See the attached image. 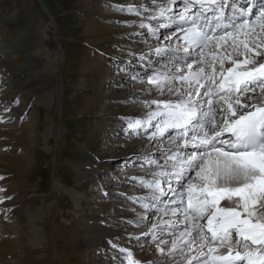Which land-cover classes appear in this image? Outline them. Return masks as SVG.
Instances as JSON below:
<instances>
[{
  "label": "rangeland",
  "instance_id": "rangeland-1",
  "mask_svg": "<svg viewBox=\"0 0 264 264\" xmlns=\"http://www.w3.org/2000/svg\"><path fill=\"white\" fill-rule=\"evenodd\" d=\"M104 3L108 8L98 0L87 5V12L98 16L87 26L93 41L85 46L75 36L88 32L67 21L71 6L68 12L54 1L52 15L45 0H0V264H127L121 249L140 264H186L179 250L167 255L172 239L161 254L159 241L144 235L159 214L151 205L159 202L140 181L158 179L153 173L163 168L148 161L164 165L166 157L154 153L157 142L145 151L139 143L154 127L146 133L128 127L146 119V101L159 98L148 83L149 71L157 72L156 66L171 76L183 67L171 51L156 49L183 45L169 38L176 28L159 25L184 4ZM161 6L171 11L157 16ZM216 119L219 123L222 115ZM58 126L63 129L56 137ZM60 141L66 147L58 151ZM55 158L60 172L53 176L49 165ZM145 203L150 206L144 208ZM157 235L171 238L166 232Z\"/></svg>",
  "mask_w": 264,
  "mask_h": 264
},
{
  "label": "snow or ice",
  "instance_id": "snow-or-ice-1",
  "mask_svg": "<svg viewBox=\"0 0 264 264\" xmlns=\"http://www.w3.org/2000/svg\"><path fill=\"white\" fill-rule=\"evenodd\" d=\"M182 3L178 17L169 19L183 33L184 44L156 52H183L176 60L183 67L177 66L171 76L153 74L148 83L162 98L146 101V119L128 125L145 132L154 127L150 138L169 129L177 133L169 137L176 150L164 152L165 165L148 161L170 170L153 173L158 179L140 181L163 204L157 212L171 217L153 223L149 231L161 254L169 241L157 231L175 237L167 255L179 250L186 264H264V59H258L264 57V0H250L251 7L234 10L231 18L225 15L224 0ZM168 11L170 7L161 6L157 16ZM174 80L180 87L172 86ZM225 133L230 134L227 140ZM189 147L192 151H181ZM121 252L127 264H140L128 249Z\"/></svg>",
  "mask_w": 264,
  "mask_h": 264
},
{
  "label": "trees",
  "instance_id": "trees-1",
  "mask_svg": "<svg viewBox=\"0 0 264 264\" xmlns=\"http://www.w3.org/2000/svg\"><path fill=\"white\" fill-rule=\"evenodd\" d=\"M54 1H58L59 5L64 10H66L68 12L70 10L69 9L70 6L73 8L70 11V14H69V16H70V17H68L69 20H67V19L66 20L69 21V24H71L73 22L76 23V24H78L77 28L79 29V31H82L83 28H84L83 29L84 31H87V29H89V28H87V26L89 24H92V26L95 25V21H94V19L92 17H96L98 15H91L86 10L88 3H90L93 0H45L46 5L49 8V10H50V12H51L52 15H54L53 14L54 13L53 12L54 11ZM105 1H112V0H98V4L101 5V6H103V7H106L107 8V6L104 3ZM60 26L62 28H64V23L63 24H60ZM75 37L76 38H79L80 41H81V43L82 44H85V46L88 45L90 42L93 41V38L89 34V32L87 34L83 33V36L76 35ZM82 48H84V46H82ZM95 56H96V58H100V56H99L98 53H96ZM77 76H79V75H75V80L77 79ZM78 100H80V98H78ZM81 123H82V126H84L82 121H81ZM102 128L103 127L100 126L101 131H102ZM99 135H98V138L101 137V135L100 136ZM60 142H59V149H58V151H60L62 149L64 150L65 147H66L64 142H62V141H60ZM95 150H93V151H95ZM49 166H50V173L51 174L53 173V176H55L57 174L59 175L58 172H60L59 171L60 165L57 163V159H56V165L55 166L53 164H50Z\"/></svg>",
  "mask_w": 264,
  "mask_h": 264
},
{
  "label": "bare ground",
  "instance_id": "bare-ground-1",
  "mask_svg": "<svg viewBox=\"0 0 264 264\" xmlns=\"http://www.w3.org/2000/svg\"><path fill=\"white\" fill-rule=\"evenodd\" d=\"M162 3H164L163 1H162ZM184 7L185 6H176L175 8V10H177V11H174V16L175 17H178V15H179V13L181 12V10H183L184 9ZM194 10H196V8H194L192 11H194ZM160 22H163V23H165V24H168V21H166L165 19H163V20H160ZM156 23H158L157 21H156ZM186 27V26H185ZM166 28V27H165ZM26 30H28V29H26ZM182 32H180V33H177L176 34V36H174L171 40H177V38H178V40L180 41H182L183 42V40L181 39V37H182ZM179 35H181V36H179ZM169 38H171V37H169ZM27 40V39H26ZM26 40L24 41V42H22L21 43V47L23 46L24 47V45L26 44ZM157 39H153V40H151L150 42L151 43H157V41H156ZM184 43V42H183ZM22 47V48H23ZM171 54L172 55H174L175 54V52H173V51H171ZM184 56V54H181V56L180 57H183ZM175 57H177V59H179L180 57L179 56H177V54H175ZM173 58V57H172ZM261 59V58H260ZM264 59V58H263ZM230 66V65H229ZM154 68H156V70L155 71H157V72H159V73H163V72H161V69L159 70L158 69V67H154ZM167 68V67H166ZM167 70H169V69H167ZM194 70H195V68H194ZM208 69H206V71H207ZM163 71V70H162ZM157 72H154V73H157ZM23 74V73H22ZM20 77H22L23 75H19ZM173 87H180V82L179 81H177V85H173ZM58 88H62V85L60 84V82L58 83V86H56V89L58 90ZM204 90L205 89H201V95H203V92H204ZM259 92V90L257 91V93ZM159 97V96H158ZM159 98H162V97H159ZM243 102H248V101H243ZM214 104H215V101H214ZM63 129V127L62 126H58L57 128H56V137H58V134H60L59 132L61 131ZM169 132V131H168ZM168 132H166L163 136H160V135H157L155 138H153V139H147V141H140L139 143H140V145L142 144V148H143V150L145 151V150H147L148 149V147H150V146H153V143L154 142H157L158 143V148L160 149V150H155L154 151V153H157L158 151H160L161 152V155H164V152L165 151H167V149H169V148H175V145H173V144H171L170 143V141H169V135H168ZM146 133V132H145ZM143 138V136L141 135V137H140V140ZM148 138V137H147ZM162 138V139H161ZM145 139V138H144ZM143 144H146V147H143L144 145ZM167 145H169V146H167ZM165 197H167V196H165ZM168 199V198H167ZM223 202L224 201H221V204H223ZM157 208H159V207H157ZM156 208V209H157ZM157 211V210H156ZM168 219H171V217H169V216H164L163 214H161V213H159V215H158V217L156 218V220H155V223H157V224H159L162 220H168ZM145 225H147V218L144 216V219L142 220V221H140V227L142 228V229H145ZM100 231H103V229H101V228H98ZM147 233H148V235H147V238L149 237V238H151L152 237V233L148 230L147 231ZM107 234V233H106ZM168 235V234H167ZM170 239H173L172 237L171 238H168V237H164V240H170ZM142 243H143V245H145V243H144V240L142 241ZM170 247H171V243H170ZM186 252H187V249H186ZM146 264H156V262H153V261H151V260H147L146 261ZM161 264H162V262H161Z\"/></svg>",
  "mask_w": 264,
  "mask_h": 264
}]
</instances>
